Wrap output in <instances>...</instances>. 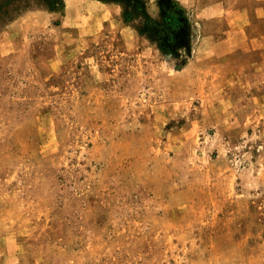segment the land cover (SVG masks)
I'll use <instances>...</instances> for the list:
<instances>
[{"label": "rangeland", "instance_id": "1", "mask_svg": "<svg viewBox=\"0 0 264 264\" xmlns=\"http://www.w3.org/2000/svg\"><path fill=\"white\" fill-rule=\"evenodd\" d=\"M65 6L0 27V264H264V0Z\"/></svg>", "mask_w": 264, "mask_h": 264}, {"label": "trees", "instance_id": "2", "mask_svg": "<svg viewBox=\"0 0 264 264\" xmlns=\"http://www.w3.org/2000/svg\"><path fill=\"white\" fill-rule=\"evenodd\" d=\"M33 6L46 7L49 11L62 10L65 7L64 0H0V27L13 20L17 15ZM141 9V5H139ZM131 16L125 17L129 20ZM182 17L169 13L164 15L161 25V36L174 41L177 29L181 27Z\"/></svg>", "mask_w": 264, "mask_h": 264}, {"label": "crops", "instance_id": "3", "mask_svg": "<svg viewBox=\"0 0 264 264\" xmlns=\"http://www.w3.org/2000/svg\"><path fill=\"white\" fill-rule=\"evenodd\" d=\"M69 1H70V2H73L74 0H65V4L68 5V3H70ZM83 1H85V0H83ZM65 7H66V6H65Z\"/></svg>", "mask_w": 264, "mask_h": 264}]
</instances>
